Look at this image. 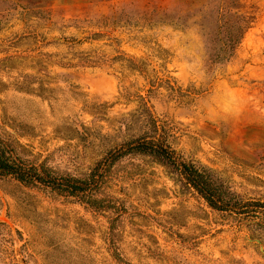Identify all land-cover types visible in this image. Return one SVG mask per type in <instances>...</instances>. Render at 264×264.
<instances>
[{
	"label": "rangeland",
	"instance_id": "rangeland-1",
	"mask_svg": "<svg viewBox=\"0 0 264 264\" xmlns=\"http://www.w3.org/2000/svg\"><path fill=\"white\" fill-rule=\"evenodd\" d=\"M219 1L0 0V136L82 176L150 113L184 160L264 202V0H237L254 22L215 60ZM101 187L117 210L0 177V264H264L261 213L213 210L149 157L122 158Z\"/></svg>",
	"mask_w": 264,
	"mask_h": 264
},
{
	"label": "trees",
	"instance_id": "trees-1",
	"mask_svg": "<svg viewBox=\"0 0 264 264\" xmlns=\"http://www.w3.org/2000/svg\"><path fill=\"white\" fill-rule=\"evenodd\" d=\"M237 0H220L216 15L215 60L226 59L234 51L245 32L254 22V15L238 6ZM101 33H90L86 40H97ZM81 64L98 65L100 58L84 57ZM128 67L141 73L144 69L128 58ZM141 105L148 109L147 100L140 96ZM157 119L148 113L147 131L126 139L115 146L97 161L84 175L75 176L46 167L43 162L36 164L17 152L15 140L0 136V177H10L18 182L63 197H74L94 211L117 210L115 199L102 195L104 173L122 158L142 155L166 167L177 176L182 187L194 192L213 210L226 213H261L264 216V202L241 201L217 176L216 172L199 163L184 160L170 143L161 136Z\"/></svg>",
	"mask_w": 264,
	"mask_h": 264
},
{
	"label": "water",
	"instance_id": "water-1",
	"mask_svg": "<svg viewBox=\"0 0 264 264\" xmlns=\"http://www.w3.org/2000/svg\"><path fill=\"white\" fill-rule=\"evenodd\" d=\"M252 240L258 243L259 250L264 254V248L262 247L260 240L258 239H252Z\"/></svg>",
	"mask_w": 264,
	"mask_h": 264
}]
</instances>
